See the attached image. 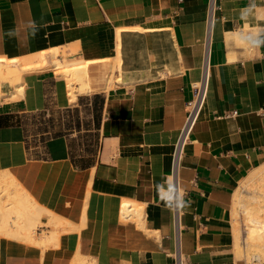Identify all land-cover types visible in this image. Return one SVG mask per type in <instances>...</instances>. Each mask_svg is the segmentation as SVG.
<instances>
[{"label": "crops", "instance_id": "0c3cea01", "mask_svg": "<svg viewBox=\"0 0 264 264\" xmlns=\"http://www.w3.org/2000/svg\"><path fill=\"white\" fill-rule=\"evenodd\" d=\"M210 4L0 0V74L11 79L0 78V114L84 108L99 136L87 152L73 147L76 126L33 144L24 123L0 126V264H174L177 252L185 264H248L237 254L234 210L243 181L264 166V46L240 34L264 28V0H215L212 17ZM56 49L90 61L89 89L70 83L68 92L50 69L23 70L19 80L6 73ZM115 58L114 84L91 83L90 63ZM206 58L205 97L175 179ZM168 176L190 201L178 230L156 189ZM55 216L65 227L38 242Z\"/></svg>", "mask_w": 264, "mask_h": 264}, {"label": "rangeland", "instance_id": "374dc122", "mask_svg": "<svg viewBox=\"0 0 264 264\" xmlns=\"http://www.w3.org/2000/svg\"><path fill=\"white\" fill-rule=\"evenodd\" d=\"M54 51H56V54H53V52H51L50 58L47 54L44 53V56L48 61V64L46 66H38L24 71H29L36 68L50 69L57 76L66 78L69 92L71 89L70 85L73 84V86L77 87L79 85V81L73 80L72 82L65 75L56 73L53 65L54 59L56 58L61 63H64V65L68 66H71L72 64H83L84 62L90 61L69 60L65 51H61L59 49H56ZM121 62L122 61L119 58H115L114 60L104 59L101 60L100 63L98 61L91 62L89 65L91 83L103 81L105 82V87H109L114 84V81L116 80L115 70L120 68ZM96 64L98 68L94 66ZM5 65V70L9 67L12 68V65ZM6 73L8 75H17L13 70H8ZM20 73L22 72L20 71ZM0 78L2 81L11 82V79L3 78V75L1 74ZM13 85H15V83ZM16 120H20L24 123L26 132L29 136L28 138L30 140V144H33L36 141L38 142L42 139L52 137L56 133H67L68 129L76 126L80 131L76 134V140H78V143L76 144V146H73L74 148H85L87 152H93L94 149H96L99 145L98 132L96 130H93L90 112L84 108H77L74 111H61L55 108L54 110L49 111H41L22 115L18 114V117L14 118V121ZM263 181L264 166L256 169L250 177L243 181L244 190L241 191L236 201L234 210V226L237 234V254L238 256L243 257L248 262V264H264ZM254 217H258L262 221V223H256L257 221L253 220ZM50 224L54 226V229L51 232L53 238H51L50 240H45V238H42L38 242L47 244V242L55 240L56 236L59 234V229L61 227H65L64 220L58 216L52 218L50 220Z\"/></svg>", "mask_w": 264, "mask_h": 264}, {"label": "clouds", "instance_id": "9594fccd", "mask_svg": "<svg viewBox=\"0 0 264 264\" xmlns=\"http://www.w3.org/2000/svg\"><path fill=\"white\" fill-rule=\"evenodd\" d=\"M255 8V4L250 5L249 9L244 10L241 13L242 18H247V15H251L252 9ZM34 27V25H33ZM240 38L249 47L260 48L264 46V28H260L256 31L249 33H241ZM160 200L164 205L172 210H184L190 207V201L185 199V193H182L174 183L171 176L164 179L163 183L156 186Z\"/></svg>", "mask_w": 264, "mask_h": 264}, {"label": "built area", "instance_id": "2783aa9c", "mask_svg": "<svg viewBox=\"0 0 264 264\" xmlns=\"http://www.w3.org/2000/svg\"><path fill=\"white\" fill-rule=\"evenodd\" d=\"M214 1L215 0H211L210 16L212 15V9L214 8ZM211 17H210V24H211ZM208 77H209V64H208V58H206V62H205V65H204L203 78L199 82L200 83L199 85L196 84V89H197L196 100H195V102L193 104V107L191 109L190 116L188 118V122L186 124L185 129H184L183 135L181 136V138H180V140H179V142L177 144L176 150L174 152V157H173V176H174L175 179H176V175H177V168H178L180 156H181V153H182V147H183V142H184V138H185L184 134H185L186 130H189L192 127V125L194 124V122H195V120H196V118H197V116L199 114V111H200V109L202 107L203 100H204L205 93H206ZM196 107H198V109H197V112H196V114L194 116V113L196 111ZM237 112L238 111L236 109H233V110L227 112L225 114V116H234V115L237 114ZM263 114H264V112H263ZM175 184H176V182H175ZM176 186H177V184H176ZM180 219H181V216H180L179 210H175V226H176L177 230L180 228ZM174 264H185L182 255H180V253H178V252L175 254Z\"/></svg>", "mask_w": 264, "mask_h": 264}, {"label": "bare ground", "instance_id": "6f19581e", "mask_svg": "<svg viewBox=\"0 0 264 264\" xmlns=\"http://www.w3.org/2000/svg\"><path fill=\"white\" fill-rule=\"evenodd\" d=\"M54 52L56 53V51H54ZM46 64H47V60H46V57L44 56V54H41L40 58L36 62H26V63L22 64L21 65V70L20 69L19 70L18 69L13 70L15 72V74H17L16 75V80L20 79V71L28 70L30 68H35V67H38V66H44ZM54 64H55L56 68L58 67V69H59L58 71L60 73L69 75L70 76L69 79H72L71 81H73V80L79 81V83H81L80 90H85L86 88H88V85H86V83H85V79H86L85 78L86 77V64L87 63L83 64V65L82 64H77V65H73L72 64L71 66H68V65L61 64L57 59H55L54 60ZM2 65H3V59H0V70H1ZM199 84L200 83H197V85H199ZM23 90H24V87H23L22 83H20L18 85V87L16 88L15 94L11 98L21 96L22 93H23ZM71 96H72V99H75L77 95L75 94V92H73V95H71ZM197 109H198V107H196V111L194 113V116H195V114L197 112ZM86 181H87V178H86ZM253 220L257 221L256 223H259V224L262 223V221L258 217H254ZM51 238H53L52 235H49V236L45 237V240H50Z\"/></svg>", "mask_w": 264, "mask_h": 264}, {"label": "trees", "instance_id": "16d2710c", "mask_svg": "<svg viewBox=\"0 0 264 264\" xmlns=\"http://www.w3.org/2000/svg\"><path fill=\"white\" fill-rule=\"evenodd\" d=\"M97 97L99 98L100 95H96V98ZM15 117H18V114H15V113L0 114V126H9V125H16V124L20 125L21 123H23L20 120L14 121ZM58 134H61V133H56L55 135H58Z\"/></svg>", "mask_w": 264, "mask_h": 264}]
</instances>
